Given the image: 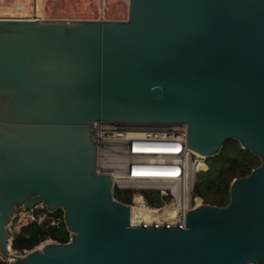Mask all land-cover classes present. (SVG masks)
Segmentation results:
<instances>
[{
  "label": "water",
  "instance_id": "95a60500",
  "mask_svg": "<svg viewBox=\"0 0 264 264\" xmlns=\"http://www.w3.org/2000/svg\"><path fill=\"white\" fill-rule=\"evenodd\" d=\"M183 124L205 158L260 164L184 228L129 224L95 124ZM195 179V176H194ZM60 209L66 243L8 252L15 207ZM0 255L17 264H264V0H128L114 19L0 18Z\"/></svg>",
  "mask_w": 264,
  "mask_h": 264
},
{
  "label": "built area",
  "instance_id": "2783aa9c",
  "mask_svg": "<svg viewBox=\"0 0 264 264\" xmlns=\"http://www.w3.org/2000/svg\"><path fill=\"white\" fill-rule=\"evenodd\" d=\"M96 18L107 19L104 12ZM138 133L142 135L129 136ZM186 135V126L183 124L112 122L95 124L97 172L111 176L113 195L117 191H133L132 200L128 203L122 202L129 206L131 227L184 228L186 211L196 206V201L192 198L195 171L191 177L189 170L197 154L187 149ZM141 191H157L161 201L154 205L148 204ZM137 199H141V205L150 211L158 210L170 201H173L177 210L173 216L166 213L153 220H133L130 208ZM42 208H44L42 204L31 209H26L22 205L15 207L7 224L10 254L23 256L29 252L24 250L18 253L12 250V230L37 220L35 210ZM2 261L5 264H17L11 257H3Z\"/></svg>",
  "mask_w": 264,
  "mask_h": 264
},
{
  "label": "trees",
  "instance_id": "16d2710c",
  "mask_svg": "<svg viewBox=\"0 0 264 264\" xmlns=\"http://www.w3.org/2000/svg\"><path fill=\"white\" fill-rule=\"evenodd\" d=\"M208 168L199 170L193 184V201L199 199L204 204L225 206L229 201V185L236 177L246 176L254 167L260 164L258 157L243 149L238 141L230 139L224 142L220 150L211 157ZM148 204H158L161 198L157 191H141ZM132 190L114 192V196L121 202L132 200ZM37 220L28 222L12 231L11 248L22 253L31 250L40 243L51 240L66 243L69 232L63 222L60 209L48 212L46 208L35 210Z\"/></svg>",
  "mask_w": 264,
  "mask_h": 264
},
{
  "label": "rangeland",
  "instance_id": "374dc122",
  "mask_svg": "<svg viewBox=\"0 0 264 264\" xmlns=\"http://www.w3.org/2000/svg\"><path fill=\"white\" fill-rule=\"evenodd\" d=\"M12 1H13L14 4L12 3ZM44 1H45L44 3H41V0H39V6H38V12H37V17L41 16L39 19H50V18H52V19H96V17H98L100 15L99 7H101V6H100L98 0H95L96 6H97V10H96V8H94L95 7L94 0L91 1V4L89 3V6H86V7L84 6L85 4H83L85 0H78V1L77 0H48V1L44 0ZM79 1H80V3H79ZM16 2H18V0H0V8H2L0 10V14H6V12L3 9L12 8L13 6H15ZM22 2H23V0H20L19 1L20 4L16 3V7H13L12 9H15L17 7H20V8L23 7V8L26 9V12H27L25 14H29V12L31 10V6H32V0H24L25 3L23 2V5L21 4ZM77 2L79 4H77ZM104 2H105L106 5L104 6L103 12H104V15H105V17L107 19L108 18L109 19L112 18L114 20H124V19H126V17H127V12H126L127 11V9H126L127 5H126V1L125 0H115V3H112V2H108L107 3V0H105ZM17 4H19V5H17ZM10 5H13V6H10ZM81 5L83 7H81ZM115 5H116V7H115ZM84 7H85V9H83ZM28 8L30 10H28ZM118 8H120V9H118ZM88 9H90L92 11V14H91V12H89ZM85 10H88V11H85ZM75 12H77V13H75ZM119 12H121V13H119ZM197 157H198L197 155L194 156L193 160H201L204 163V165H205L204 169H199V170L207 169L208 168V164H209V160L207 158H205L204 156L202 158H199V157L197 158ZM199 170L195 171V175H194L195 177H196V175H197ZM16 229L17 228L15 227V229L13 228L12 231H14ZM49 241L50 240L44 241V242L40 243L38 246H36V247H39V246H41V245H43V244H45V243H47ZM36 247H34V248H36ZM33 249H31V250H33ZM31 250H29V251H31ZM1 258H0V264H5V262L2 261L3 260L2 256H1Z\"/></svg>",
  "mask_w": 264,
  "mask_h": 264
},
{
  "label": "bare ground",
  "instance_id": "6f19581e",
  "mask_svg": "<svg viewBox=\"0 0 264 264\" xmlns=\"http://www.w3.org/2000/svg\"><path fill=\"white\" fill-rule=\"evenodd\" d=\"M20 0H18V2L16 3H19ZM48 1V0H47ZM78 1V0H77ZM91 1L93 0H85L83 4H85L84 6H89V3L91 4ZM105 0H98L99 4L101 7H99V13H102L103 10H104V6L106 5ZM126 1V5L128 4V0H125ZM24 2V0H23ZM23 2L21 3L23 5ZM45 1L44 0H41V3H44ZM57 2V1H56ZM55 2V3H56ZM108 2H112V3H115V0H107V3ZM120 2V1H119ZM13 3V1H12ZM11 3V4H12ZM16 3H15V6L13 5H10V6H13V7H16ZM25 3V2H24ZM29 3V2H28ZM80 3V1H79ZM77 2V4H79ZM123 3V2H122ZM14 4V3H13ZM20 4V3H19ZM17 4V5H19ZM68 4V3H67ZM94 4H95V7L96 10H97V6H96V2L94 0ZM7 6V5H6ZM9 6V7H10ZM25 6V5H24ZM38 6H39V0H32V6H31V10L28 8V10H30L29 14H25L27 13L26 12V9L23 8V7H17L15 9H3L6 14H0V18H28V17H36V18H40L41 16L37 17V12H38ZM70 6V5H69ZM94 6V5H93ZM81 7H83L81 5ZM85 7L83 9H85ZM116 7V5H115ZM118 7V6H117ZM67 8V7H66ZM77 8V7H76ZM90 8V7H89ZM2 8H0L1 10ZM12 9V10H11ZM56 9V8H55ZM87 9V8H86ZM91 9V8H90ZM89 10V12H91L92 14V11ZM120 9V8H118ZM127 9V8H126ZM43 10V9H42ZM88 10H85V11H88ZM94 11V10H93ZM121 11V10H120ZM41 12V11H40ZM62 12V11H61ZM81 12V11H80ZM112 12V11H111ZM127 12V11H126ZM43 13V12H42ZM77 13V12H75ZM121 13V12H119ZM83 14V13H82ZM85 14V13H84ZM86 15V14H85ZM122 15V14H121ZM43 16V15H42ZM61 16V15H60ZM97 19V18H96ZM109 19V18H108ZM112 19V18H111ZM122 19V18H121ZM103 20H106V19H103ZM106 123V122H105ZM140 124V123H139ZM132 135H142L140 133L138 134H129V136H132ZM196 156V155H195ZM197 156L199 158H202L203 156L202 155H199L197 154ZM197 157V158H198ZM190 170H189V175L191 174V177H193V171H197L199 169H204L205 168V165L204 163L201 161V160H193L192 163L190 164ZM140 200L141 199H137V202L135 204L132 205V207L130 208L131 210V218L133 220H144V219H150V220H153L155 219L156 217H158L159 215H162V214H171L172 216L175 214L176 210H177V207L174 205L173 201H170L169 203H167L166 205H164V207L158 209V210H153V211H150V210H147L145 209L141 203H140ZM196 206L200 205L202 202L199 200V199H196ZM154 214H157V215H154ZM42 246V245H41ZM41 246L37 247L38 249L41 248Z\"/></svg>",
  "mask_w": 264,
  "mask_h": 264
}]
</instances>
